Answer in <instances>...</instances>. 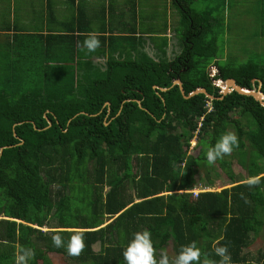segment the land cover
<instances>
[{
  "label": "trees",
  "instance_id": "1",
  "mask_svg": "<svg viewBox=\"0 0 264 264\" xmlns=\"http://www.w3.org/2000/svg\"><path fill=\"white\" fill-rule=\"evenodd\" d=\"M66 1L69 7L75 2ZM195 1L172 0L180 52L170 58L165 37L154 57L134 56L144 40L136 29L116 34L119 29L104 23L95 29L113 2L98 19L57 21L51 13L42 22L54 31L21 34L15 24V32L0 34V264H15L20 246L35 251L28 264H52L49 253L70 264H126L123 251L142 230L150 231L157 260L161 249L170 246L174 258L195 241L201 264L206 254L220 259L214 245L228 247L232 264L252 262L243 250L250 234L264 228V178L254 187L243 181L264 174V107L235 91L223 96L212 81L233 79L245 89L260 87L264 95V64L220 65L215 28L234 0H205L202 11L194 9ZM93 31L101 47L88 53L80 45ZM212 63L218 70L213 80L207 73ZM177 79L186 96L198 88L211 95L212 111L206 113L203 94L185 99L172 86ZM201 116L200 150L193 157L189 142ZM230 127L239 146L207 164V149ZM214 165L230 187L193 199L185 191L195 188L194 176L204 172L212 187ZM80 187L84 209L71 203ZM75 232L84 234L79 256L53 245V234L66 246Z\"/></svg>",
  "mask_w": 264,
  "mask_h": 264
},
{
  "label": "rangeland",
  "instance_id": "2",
  "mask_svg": "<svg viewBox=\"0 0 264 264\" xmlns=\"http://www.w3.org/2000/svg\"><path fill=\"white\" fill-rule=\"evenodd\" d=\"M0 1V29H4L7 27L8 23L12 22L10 18H15L13 16V11L11 12L10 8L8 7L11 6L16 8L18 3L15 2L10 4L8 0ZM107 1L114 3L113 6L110 5V9L112 8V10L109 12L108 17L105 15L104 19L101 18L97 22L99 24L104 23L106 26L112 25L116 27L115 22L119 23L120 21L126 25L119 29L120 31H123V33H130V31L137 29L140 34H143V44L138 46L139 48L137 51L139 52L135 51L133 54L134 56H138L140 52L148 55L145 46H148L149 31H152L151 35H153L151 38L152 40L150 38L149 40L152 42L155 48L159 50V52H161L160 47L162 46L161 37H165L167 40L165 41V50L167 49L168 55L171 48H174L173 45L180 46V31L177 30L179 17L178 19L175 18L176 10L172 5V0H130L133 1V3H128L129 0H99L98 7L96 8L91 6V4L88 5V12L90 13L89 16L93 17L94 19H98L99 16L102 17L101 9L104 6L107 7L109 5V2ZM206 5L207 1L205 0H196L193 3L194 9L197 11H202V9H205ZM65 13V11H62L58 16H55V18L59 21H67L68 14L64 15ZM132 17H135V20H133ZM219 17L222 20V24L219 28L215 26V32H219L217 41L219 49V59L217 61L219 64L224 65L227 61L236 67L248 61L264 64V0L231 1L230 8L227 9L226 7L225 11H223L222 15ZM30 21V27L32 31L44 29V26L40 21ZM167 21H169L168 25L170 28L166 29L163 24ZM17 22H19V20H17ZM134 23L136 24L137 28ZM148 27L150 28L149 31ZM49 28L52 27L48 26L47 29ZM52 30L54 31V28H52ZM178 54L179 53H177V55ZM232 116H234V114H232ZM242 122L244 123V118H242ZM248 125L250 124L248 123ZM229 131L234 130L230 127ZM199 150L200 148L198 146L193 147L189 154L195 157ZM214 168L215 169H213L210 174V179L214 182L212 187L207 186V177L205 176L204 172H198L194 176L196 189L206 187L211 192H219L223 188L230 187L227 185L228 183L226 181L222 180L224 174L220 171V177L218 178L217 171L219 169L215 165ZM79 190H82V188L80 187L72 193L71 203L72 205L76 204L78 208L84 209L85 203L81 201V198H83V193ZM132 192L133 191H130L129 193ZM0 219H3V217L0 216ZM49 227H55L54 221H51ZM41 231L51 232L55 230L53 228H42ZM250 236L252 239L251 244L243 250V254L249 255V258L252 260V262L263 264L264 228L257 236L254 237L252 233ZM92 249L94 252H98L100 249L99 243L93 245ZM165 251L168 253V256L171 260L173 258L171 247L168 246ZM160 252L161 251H159L157 255L160 254ZM260 254L262 257L259 260L258 258ZM47 256L52 264H70L68 260L61 255L49 253ZM159 258L160 256L158 255V259Z\"/></svg>",
  "mask_w": 264,
  "mask_h": 264
},
{
  "label": "clouds",
  "instance_id": "3",
  "mask_svg": "<svg viewBox=\"0 0 264 264\" xmlns=\"http://www.w3.org/2000/svg\"><path fill=\"white\" fill-rule=\"evenodd\" d=\"M99 36L98 32H89L80 45L81 50L86 49L88 53L96 52L101 47ZM207 73L208 77L213 80L218 75L217 67L213 63L210 64ZM224 82L222 80L212 81L213 85L220 89V93L222 92L221 85ZM208 100L212 101L211 99ZM238 146V136L234 131L223 133L215 145L207 149V164L213 165L217 160H222L225 156L231 155ZM262 178H264V174L250 176L243 183L249 187H254L260 184ZM52 243L57 248L66 247V251L70 256H79L85 247L83 232L73 233L66 246L63 237L59 233H55L52 235ZM216 244L218 245L219 241ZM214 254L220 258L218 261L208 259L206 254L202 264H232L231 255L226 245H214ZM201 255V250L197 243L192 241L187 245H182L178 255L171 260L168 253L161 249L160 258L157 260L156 249L153 246L151 233L148 230L134 233L133 238L123 251V258L126 264H201ZM34 256L35 251L32 248L20 246L15 254V264H28V261ZM250 264H254V262H250Z\"/></svg>",
  "mask_w": 264,
  "mask_h": 264
},
{
  "label": "crops",
  "instance_id": "4",
  "mask_svg": "<svg viewBox=\"0 0 264 264\" xmlns=\"http://www.w3.org/2000/svg\"><path fill=\"white\" fill-rule=\"evenodd\" d=\"M8 1L10 4L15 3V2L18 3L16 8L11 7V6L8 7V8H10L11 12L13 11L14 17L17 15V18L16 17L12 18V19L10 18V20H12V22L8 23L6 28H4V29L1 28L0 34L6 33L7 31L5 32L4 30H8V29H10L11 33H12L15 30L13 28L15 26V24L19 27V29H21V32L19 31V33H21V34L34 33V31H32V29L30 27V24H31L30 20L40 21L44 26L43 32H46L48 30L47 29L48 25L46 22H42V20H44V19H42L43 16H46V20H48L47 18H49V20H50L49 14L52 13L54 19H56L55 16H58L62 11H65L66 13L64 15L68 14V20L67 21H70L71 19L78 17V15H80L82 17H84V16L87 17L90 15V13L88 12V8H89L88 5L91 4V6H94L96 8V7H98V2H99V0H75L74 5L69 7V6H67L66 0H59V1L58 0H8ZM107 2H109V1H107ZM77 5H79V9L81 11L80 13L78 12L79 9L77 8ZM104 7L106 8V6H104ZM97 11H99V10H97ZM175 18L178 19V15L176 12H175ZM0 20H1V18H0ZM17 20H19V22H17ZM168 24H169V21H167L163 24L166 29L170 28ZM94 25H95L94 26L95 29L100 27L98 22H96ZM115 25L118 29H120V27H118V23L115 22ZM50 26L53 28L54 25H50ZM135 26H136V24H135ZM136 28H137V26H136ZM29 29H31V30H29ZM149 29L150 28L148 27V31H149ZM136 32L138 34H140L137 29H136ZM115 33L120 34L123 32H120L117 30V31H115ZM150 35L151 34H149V32H148V46H145V49H146L147 53H149L152 57H154V55L156 53V48L152 44V42L149 40ZM173 47L174 48H171V50L169 51V55H168L167 49L165 50L168 58H170L173 55H176L177 53L180 52L178 45H173Z\"/></svg>",
  "mask_w": 264,
  "mask_h": 264
},
{
  "label": "water",
  "instance_id": "5",
  "mask_svg": "<svg viewBox=\"0 0 264 264\" xmlns=\"http://www.w3.org/2000/svg\"><path fill=\"white\" fill-rule=\"evenodd\" d=\"M172 85L173 86L176 85L179 87L180 93L185 99L190 98V97L195 96V95H198V94H203V95H205L206 98L213 100V97L211 95H209L204 89H201V88L196 89L195 91L190 93L188 96H186L184 93V90L182 88V83L178 79L175 80L172 83ZM221 88H222L221 93L223 96L235 91L240 95L252 97L254 100L259 102V104L262 107H264V95L260 92V89H259L260 87H258L256 89L249 90V89H245V88L238 86L233 79H228L222 84ZM154 89H158V88L154 87ZM159 90L162 92L166 91V89H160V88H159ZM138 104L140 105V102H138ZM47 122H48V127H50L51 123L48 120H47ZM0 153H1V150H0ZM17 223H19V221H17Z\"/></svg>",
  "mask_w": 264,
  "mask_h": 264
},
{
  "label": "built area",
  "instance_id": "6",
  "mask_svg": "<svg viewBox=\"0 0 264 264\" xmlns=\"http://www.w3.org/2000/svg\"><path fill=\"white\" fill-rule=\"evenodd\" d=\"M204 109L206 110V113H210L212 111V104H211V101L208 100L206 101L205 105H204ZM204 120V116H201L197 119L196 121V129L194 131V137L190 140L189 144H190V148L189 150L191 151L193 149V147H195L196 145V136L199 132V129L201 128V125H202V122ZM189 151V152H190ZM207 191H210L208 188L204 187V188H195V189H192V190H189V191H185V192H189L191 195H192V198L193 199H196L198 197V195L200 193H203V192H207ZM181 192H184V191H180Z\"/></svg>",
  "mask_w": 264,
  "mask_h": 264
},
{
  "label": "flooded vegetation",
  "instance_id": "7",
  "mask_svg": "<svg viewBox=\"0 0 264 264\" xmlns=\"http://www.w3.org/2000/svg\"><path fill=\"white\" fill-rule=\"evenodd\" d=\"M173 86V85H172Z\"/></svg>",
  "mask_w": 264,
  "mask_h": 264
}]
</instances>
